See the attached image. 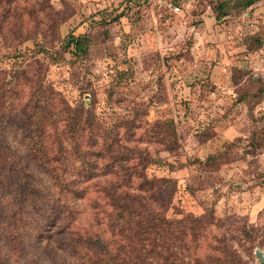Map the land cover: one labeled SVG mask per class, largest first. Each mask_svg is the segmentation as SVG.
<instances>
[{
    "label": "rangeland",
    "instance_id": "1",
    "mask_svg": "<svg viewBox=\"0 0 264 264\" xmlns=\"http://www.w3.org/2000/svg\"><path fill=\"white\" fill-rule=\"evenodd\" d=\"M255 30L264 39V0H0V264H90L67 231L53 232L63 217L70 230L112 239L92 221L102 203L94 186L118 171L60 191L33 147L59 156L68 179L101 175L89 164L112 167L111 155L128 164L147 155L145 174L176 184L165 206L144 191L148 207L202 217L166 239L175 264H264V41L249 48ZM69 34L90 36L85 57L65 51ZM119 207L105 194V214L116 221ZM95 238L81 242L100 250ZM128 255L110 264H138Z\"/></svg>",
    "mask_w": 264,
    "mask_h": 264
},
{
    "label": "trees",
    "instance_id": "2",
    "mask_svg": "<svg viewBox=\"0 0 264 264\" xmlns=\"http://www.w3.org/2000/svg\"><path fill=\"white\" fill-rule=\"evenodd\" d=\"M222 3L223 6H227L226 2ZM123 12L124 10L119 13L122 14ZM226 15L227 12L220 13L216 12L215 9V18L217 21H221ZM247 38L248 44H252L253 42L257 43L255 47H250L249 45L252 51L257 50L263 44L262 40L264 41V39L260 38L259 33L249 35ZM90 43L91 38L87 34H69L66 38L64 49L65 51H70L73 55L85 57L89 53ZM63 58L65 57L63 56ZM164 123L174 124L173 121H164ZM33 149L35 150V158L40 161L41 166L45 168L54 184L60 186V191L66 190L72 192V189H70L71 186L76 189L75 187L78 185L91 183L96 179L95 176L105 177L113 172L112 168H115L121 173L120 176L116 172L115 178L106 184L105 178L102 181H96V185L94 186V191L102 198V203L98 201L96 205H93L94 214L92 221L95 225L105 224V230L111 234L109 236V238H112L109 239L111 241H106V239H103V236L94 232L89 233L86 231L87 235H84L79 229L70 230L64 221V217L60 218L61 220L59 219L56 222L57 224H54L53 232L58 229L59 232L65 230L73 240L74 238L76 239V244L74 245L75 255L86 258L90 264H110L114 259L120 258L121 260H130L128 255L130 252L135 254L138 264H153L155 261L162 264H175V260L170 257L174 243L168 242L166 239H169V237H177V232L185 234L186 231L183 227L188 226L185 223H190L195 226L202 221V217H193L191 215L183 218H170L164 215L162 211L148 207L149 203L147 199L151 197H144V191H150L152 189L156 191L158 198L153 197L151 199H156L160 206H165L172 202L176 184H174L173 180L165 176L149 178L145 172L154 161L149 159L145 154L138 153L137 163L134 164H128L126 154H122V156L111 155L113 156L111 157L113 161L112 167L110 163L105 166V162L89 164L91 169L100 168L103 171L101 175H95V170L92 172L90 170V174L86 175L83 179H68L65 174L59 173L57 165L60 161L59 156L50 157L51 151L49 149L46 150L40 147H33ZM85 152L92 153V150L87 149ZM72 167L77 169V166ZM140 168H142V172L139 171ZM131 170H134V173H131ZM135 177L136 180L134 179ZM131 189L139 193L132 192ZM105 194L111 200H116L120 204L119 208L121 210L117 214L116 221L113 215L109 213L105 214ZM53 195V192L50 193V202L54 201ZM151 205H153L152 202ZM150 235H154L155 239L151 240L148 237ZM95 237L103 244L105 240V246L102 245L100 250L88 248V241L94 242ZM122 237L123 240L120 242ZM82 239L88 241L81 242ZM158 240L164 241L158 242Z\"/></svg>",
    "mask_w": 264,
    "mask_h": 264
},
{
    "label": "crops",
    "instance_id": "3",
    "mask_svg": "<svg viewBox=\"0 0 264 264\" xmlns=\"http://www.w3.org/2000/svg\"><path fill=\"white\" fill-rule=\"evenodd\" d=\"M255 5H257V4H255ZM259 28V27H258ZM256 32V30L254 31V32H251V34H253V33H255Z\"/></svg>",
    "mask_w": 264,
    "mask_h": 264
},
{
    "label": "built area",
    "instance_id": "4",
    "mask_svg": "<svg viewBox=\"0 0 264 264\" xmlns=\"http://www.w3.org/2000/svg\"><path fill=\"white\" fill-rule=\"evenodd\" d=\"M177 9H179V8H177Z\"/></svg>",
    "mask_w": 264,
    "mask_h": 264
}]
</instances>
